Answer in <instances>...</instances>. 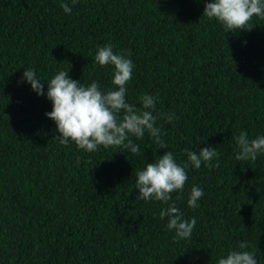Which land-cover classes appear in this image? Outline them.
Returning a JSON list of instances; mask_svg holds the SVG:
<instances>
[{
    "label": "trees",
    "instance_id": "obj_1",
    "mask_svg": "<svg viewBox=\"0 0 264 264\" xmlns=\"http://www.w3.org/2000/svg\"><path fill=\"white\" fill-rule=\"evenodd\" d=\"M207 2L0 0V264H217L242 241L264 264V153L237 161L234 151L240 131L264 135V19L225 33L202 15ZM107 44L132 53L126 100L140 107L141 96L156 98L168 149L147 133L132 137L139 155L88 153L53 139L51 102L22 81L24 69L36 72L45 93L67 70L104 91L111 66L94 56ZM161 113L177 118L166 123ZM208 146L219 166L190 167L183 191L171 194L183 219L196 218L191 236L177 242L159 216L168 205L136 201V172L165 151L182 163L185 150ZM194 186L203 196L191 209Z\"/></svg>",
    "mask_w": 264,
    "mask_h": 264
},
{
    "label": "clouds",
    "instance_id": "obj_2",
    "mask_svg": "<svg viewBox=\"0 0 264 264\" xmlns=\"http://www.w3.org/2000/svg\"><path fill=\"white\" fill-rule=\"evenodd\" d=\"M78 0H71L75 5ZM60 7L66 14L72 12L68 3L62 2ZM202 15L208 20L219 23L225 33L239 30L250 31L254 25L253 17L264 19V0H209L205 3ZM132 53L115 52L113 45L98 47L94 62L100 67L111 66V87L102 91L96 81L89 85L73 80L67 71H59L47 81V92L44 82L36 72L24 69L22 81L27 82L38 96H46L52 108L45 116L54 122L58 135L53 139L61 145L75 144L78 150L88 153L97 152L100 147L124 148L132 154L139 155L140 147L133 143L132 137L142 139L147 133L159 148L168 149L161 136V129L156 126V98L152 95L140 97V107L126 100L127 84L132 79L134 69L130 59ZM171 123L175 117L171 114H158ZM237 161H255L258 154L264 153V135L249 138L245 131L234 137ZM187 160L177 163L171 151H165L155 161L146 163L143 170H137L135 189L138 190L136 201H160L167 204L160 213V219L168 218L166 228L174 232L173 240L179 242L191 236L196 218L183 219V213L172 200L173 192L181 193L188 180L187 169H199L219 166V153L212 146L200 148L199 151L185 150ZM216 163H212L213 160ZM203 196L199 187H192L187 199L191 209L199 207L198 201ZM182 198V197H180ZM249 244L242 241L238 244L241 251L231 250L226 256L219 258L217 264H257L255 253L246 251Z\"/></svg>",
    "mask_w": 264,
    "mask_h": 264
}]
</instances>
